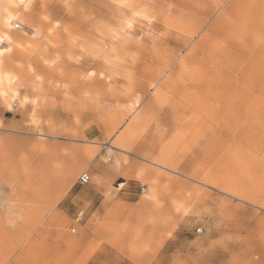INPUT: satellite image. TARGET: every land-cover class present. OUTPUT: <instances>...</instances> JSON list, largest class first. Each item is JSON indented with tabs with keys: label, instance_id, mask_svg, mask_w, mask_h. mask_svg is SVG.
<instances>
[{
	"label": "rangeland",
	"instance_id": "374dc122",
	"mask_svg": "<svg viewBox=\"0 0 264 264\" xmlns=\"http://www.w3.org/2000/svg\"><path fill=\"white\" fill-rule=\"evenodd\" d=\"M16 1L0 264H264V0Z\"/></svg>",
	"mask_w": 264,
	"mask_h": 264
},
{
	"label": "bare ground",
	"instance_id": "6f19581e",
	"mask_svg": "<svg viewBox=\"0 0 264 264\" xmlns=\"http://www.w3.org/2000/svg\"><path fill=\"white\" fill-rule=\"evenodd\" d=\"M19 1V0H18ZM18 1H16V2H18ZM6 6V5H5ZM10 6V5H9ZM4 10H5V12H4V15H3V18H2V21H3V25L5 26V27H11L12 26V24H11V21L9 22V23H6V21L8 20V15H9V13L11 14V16L13 17V14L10 12V11H8V10H6L5 8H4ZM9 25H11V26H9ZM6 36V34H4V35H0V37H5ZM9 79V75H8V73H5V72H2L1 73V71H0V81L1 80H8ZM108 157V156H107Z\"/></svg>",
	"mask_w": 264,
	"mask_h": 264
},
{
	"label": "snow or ice",
	"instance_id": "6c2138e0",
	"mask_svg": "<svg viewBox=\"0 0 264 264\" xmlns=\"http://www.w3.org/2000/svg\"><path fill=\"white\" fill-rule=\"evenodd\" d=\"M11 2V0H10ZM20 4L23 5L25 8H27L29 5L27 3L24 2V0H19ZM12 19H14L11 14L9 13L8 15V20L6 21V23H9ZM11 26V25H9ZM129 27H131V25L129 24ZM5 39V37H0V43L3 42V40ZM7 51H11V49H7ZM4 50L0 49V55H3ZM14 79V77L9 76V82H11ZM3 94V93H0Z\"/></svg>",
	"mask_w": 264,
	"mask_h": 264
},
{
	"label": "built area",
	"instance_id": "2783aa9c",
	"mask_svg": "<svg viewBox=\"0 0 264 264\" xmlns=\"http://www.w3.org/2000/svg\"><path fill=\"white\" fill-rule=\"evenodd\" d=\"M89 180H90V177L87 173L84 172V173L80 174V176H79L80 183H87V182H89ZM73 231H74V229H73Z\"/></svg>",
	"mask_w": 264,
	"mask_h": 264
}]
</instances>
